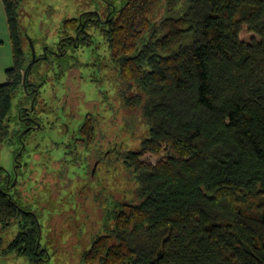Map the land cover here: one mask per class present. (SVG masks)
I'll use <instances>...</instances> for the list:
<instances>
[{
  "label": "trees",
  "instance_id": "16d2710c",
  "mask_svg": "<svg viewBox=\"0 0 264 264\" xmlns=\"http://www.w3.org/2000/svg\"><path fill=\"white\" fill-rule=\"evenodd\" d=\"M21 1L2 0L13 64L0 84V143L20 132L9 122L26 67ZM243 24L258 38L241 40ZM115 25L122 109L147 129L121 155L133 196L109 197L84 262L264 264V0H127ZM14 187L0 166V227L18 224L2 253L43 264L37 215Z\"/></svg>",
  "mask_w": 264,
  "mask_h": 264
},
{
  "label": "rangeland",
  "instance_id": "374dc122",
  "mask_svg": "<svg viewBox=\"0 0 264 264\" xmlns=\"http://www.w3.org/2000/svg\"><path fill=\"white\" fill-rule=\"evenodd\" d=\"M115 1L118 6L122 0ZM100 6L99 0H22L18 14L24 44H28L26 37L52 43L57 40L65 19ZM239 38L250 42L258 36L243 24ZM96 46L95 52L101 55L103 43L97 41ZM92 54L91 50L79 51L84 61ZM12 64L10 39L0 30V84L6 81L5 70ZM79 73L82 77L71 82L70 88L64 90L63 86L55 84L52 93L47 88L50 94L46 97L48 107L42 118V128L31 130L23 144L15 137L11 142L0 143V166L10 173L13 182L16 181L11 191L18 192L21 203L37 213L41 229L39 242L47 250L46 264H86L83 254L103 229L101 215L109 205V197L116 194L118 200H129L133 196L134 184L130 172L124 170L121 155L126 150L138 148L146 135L147 128L143 131L138 127H142V119L137 109L123 108V120L118 121L120 101L103 71L93 80H88V67H82ZM72 87L79 91L75 103L72 102ZM21 95L18 91L12 99V115L17 113ZM87 114L100 119L106 137L120 136L117 140L119 151L100 163L94 178L87 173V155L95 142L86 144L75 137L81 117ZM9 124L12 131L20 128L16 120H10ZM16 150L22 153L19 166ZM143 158L153 163L157 159L150 154ZM101 199L104 203H100ZM17 232V222L0 227V264H33L14 252L1 253Z\"/></svg>",
  "mask_w": 264,
  "mask_h": 264
},
{
  "label": "flooded vegetation",
  "instance_id": "af4514ba",
  "mask_svg": "<svg viewBox=\"0 0 264 264\" xmlns=\"http://www.w3.org/2000/svg\"><path fill=\"white\" fill-rule=\"evenodd\" d=\"M99 2L101 3L99 8L83 11L78 16H75L78 19L77 22L63 23L57 40L52 43L46 41L37 42L34 38L26 37L28 41L26 45L24 44L23 30L20 27L24 50L23 59L26 63V67L22 71V95L20 96L16 113L18 117L16 122L20 124V132L15 137V140L20 144H23L27 134L31 130L43 127L44 122L42 118H44V112L48 107L46 97H49L50 94L47 88L51 90V93L55 84H60V86L64 87V90L65 88H70L71 82L82 77V74L79 73L82 67H88L90 70L88 75L90 78L88 80L98 79L100 77L99 71H103L110 78L115 88L116 97L120 101L118 121L122 122L121 49L118 48L117 54H114L109 38L111 39L113 34L112 29L117 28L115 25L116 18L127 0H122L118 6L115 0H99ZM87 13L94 14L92 18H96L97 22L88 23L87 18L84 17ZM115 36L119 39L120 33L118 32V35L115 34ZM95 38H99V40ZM97 41H101L104 46L101 55L95 52ZM84 49L94 52L88 61L80 59L79 51ZM71 92L72 102L75 103L79 97V91L75 87H72ZM51 123H54V121ZM100 123L101 121L98 117L96 118L90 114L84 115L78 123L77 133L75 134L77 139L85 141L86 144H89L88 142L90 141L95 142V147L87 155V173L90 178L95 177L101 162L109 158L113 152L119 151L117 149V140L120 136L115 134V136L109 139V137H106ZM119 134L121 135V132ZM18 154L21 155L22 153L19 152L15 156L19 166L20 157H17ZM6 174L8 180H10L12 178L10 173L6 172ZM12 184H16V181L13 182V178ZM102 202L101 199L100 203ZM30 211L37 215L32 209ZM39 249L40 252H43V256H41L42 263L46 264L47 250L42 246Z\"/></svg>",
  "mask_w": 264,
  "mask_h": 264
},
{
  "label": "crops",
  "instance_id": "0c3cea01",
  "mask_svg": "<svg viewBox=\"0 0 264 264\" xmlns=\"http://www.w3.org/2000/svg\"><path fill=\"white\" fill-rule=\"evenodd\" d=\"M3 11V2L0 0V30L4 32V34L9 38V30L6 21V14ZM10 39V38H9ZM13 60V59H12Z\"/></svg>",
  "mask_w": 264,
  "mask_h": 264
}]
</instances>
